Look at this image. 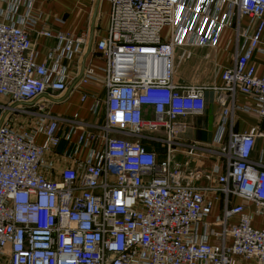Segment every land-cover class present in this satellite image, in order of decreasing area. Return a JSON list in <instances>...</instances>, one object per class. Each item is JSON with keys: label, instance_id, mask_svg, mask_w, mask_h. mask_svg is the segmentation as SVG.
Returning a JSON list of instances; mask_svg holds the SVG:
<instances>
[{"label": "built area", "instance_id": "1", "mask_svg": "<svg viewBox=\"0 0 264 264\" xmlns=\"http://www.w3.org/2000/svg\"><path fill=\"white\" fill-rule=\"evenodd\" d=\"M101 1L108 5L97 44L104 76L87 66L81 81L105 90L91 107L97 116L103 104L104 120L76 115L62 132L46 100L69 90L66 63L83 53L85 34L40 32L56 41L41 63L32 39L42 18L36 0H0V98L26 117L0 122V264H264V229L252 226L246 209L264 208V166L252 160L261 132L232 131L221 148L202 149L219 159L216 179L195 183L197 173L187 175L188 163L174 156L188 146L180 119L204 114L207 88L173 80L177 47L189 37L200 48L218 47L233 28L234 66L214 88L229 98L217 142L235 111L264 122V71L254 63L264 54V0ZM238 93L251 104L237 106ZM88 98L83 92L81 103ZM147 142L160 144L165 157ZM189 148L192 157L198 146Z\"/></svg>", "mask_w": 264, "mask_h": 264}, {"label": "crops", "instance_id": "2", "mask_svg": "<svg viewBox=\"0 0 264 264\" xmlns=\"http://www.w3.org/2000/svg\"><path fill=\"white\" fill-rule=\"evenodd\" d=\"M104 4L108 7L101 0H36L35 3V12L42 14L41 20L37 22L32 32V39L39 53V62L42 63L47 60V54L56 45L54 39H47L41 36L40 32L47 30L54 34L59 31H70L76 35L85 34L86 46L83 53L76 57L74 61L66 63L67 72L70 76L69 90L65 93L48 96L46 100L50 113L63 120L61 123L62 132H67V129L72 126L76 115L79 120L94 125H100L104 120V105L102 104L100 113L97 116L91 112V107L96 102L95 99L101 102L105 100V90L100 84L81 81L83 70L87 66L95 69L99 76H104L102 69L105 68L106 63L97 50L98 42L106 36L108 25L104 21ZM244 23L246 24L247 22L244 21ZM164 34H166V31ZM192 39L193 37L188 38L185 47L179 46L176 48L174 65L176 64L179 67L180 64L185 63L188 66L187 68L191 69H188V75L203 72L205 78L189 83L181 82L183 80H177L175 77L173 80L178 85H200L206 87V109L201 116H189L180 119V122L185 124L186 128L180 140L188 146L176 147L177 152L174 159L183 165L187 162L188 166L184 168L186 174L189 175V172H196L197 176L194 177L193 181L201 186H206L210 185L211 182L213 183L216 179L214 169L218 157L210 151H203L202 149L221 148L227 143L229 133L232 131L244 134L252 128H258L261 133L256 140L252 160L264 166V122L253 114L235 111L229 115V121L225 126V135L222 137L221 144L217 142L221 134V130H219L221 114L225 105L228 104L229 98L226 92L215 89L223 86L220 77L222 70L234 66L236 36L234 29L230 28L223 32L220 44L215 48H200L192 45L191 43L194 42ZM261 49L264 50V36L261 42ZM187 54H189V57L185 56ZM254 63L258 73L262 74L264 71V54H256ZM83 92L89 94V98L85 103H81V94ZM249 99L238 93L235 102L237 106H244L248 105V103L251 104ZM150 109L146 108L147 112L150 113ZM23 120H26V117L23 116ZM82 129L84 130L83 127ZM82 129L80 130L82 131ZM194 144L198 146V149L195 150L194 156L188 157L186 153L190 149L189 146ZM147 145L148 149H154L159 152L162 155L161 158L165 157V149L160 144L151 145L147 142ZM64 148L65 146L62 145L59 151H63ZM221 168V172H223L224 167L222 166ZM235 203H242V200L236 199ZM246 209L253 215L252 226L256 229H264V208H259L255 204H247ZM219 210L220 204L215 211V215L218 214ZM209 221L213 222L214 218H209ZM237 222L236 218L232 220V223ZM248 264L255 263L250 262Z\"/></svg>", "mask_w": 264, "mask_h": 264}, {"label": "rangeland", "instance_id": "3", "mask_svg": "<svg viewBox=\"0 0 264 264\" xmlns=\"http://www.w3.org/2000/svg\"><path fill=\"white\" fill-rule=\"evenodd\" d=\"M103 15H104V21L106 23H108V17H107V11H108V7L104 4L103 6ZM188 66L185 65V63H182L179 65V67H177V65H174V77L177 78V80H183L181 82L184 83H189V82H196L199 80H202L205 78V74H203V72H201L200 74H187ZM178 68V69H177ZM177 69V70H176ZM191 70V69H190ZM177 72V73H176ZM10 100L6 99V98H0V122H2L5 118H9L10 120L13 121H21L23 120V115L13 111L16 108H19L21 105L19 104H11L10 105Z\"/></svg>", "mask_w": 264, "mask_h": 264}, {"label": "bare ground", "instance_id": "4", "mask_svg": "<svg viewBox=\"0 0 264 264\" xmlns=\"http://www.w3.org/2000/svg\"><path fill=\"white\" fill-rule=\"evenodd\" d=\"M166 70H169V66L167 67V69Z\"/></svg>", "mask_w": 264, "mask_h": 264}]
</instances>
